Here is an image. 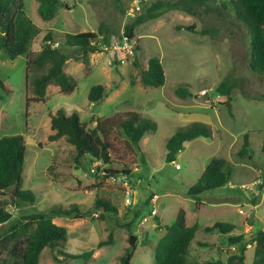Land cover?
<instances>
[{"label":"rangeland","instance_id":"rangeland-1","mask_svg":"<svg viewBox=\"0 0 264 264\" xmlns=\"http://www.w3.org/2000/svg\"><path fill=\"white\" fill-rule=\"evenodd\" d=\"M21 1L24 15L38 28L29 49L37 50L42 34L49 30L53 46L67 53L64 69L76 78V86L71 92L62 93L50 83L41 100H29L25 106V97L33 94L25 85L24 55L9 59L0 50V79L11 89H0V136L23 135L20 186L34 194L31 203L13 204L7 190L0 193V203L11 213L9 221L55 204L75 203L85 211L83 216L56 215L52 221L65 227L66 251H89L85 257L58 262L52 258L54 248L44 246L36 264H87L92 247L105 240L109 232L110 241L99 248V258L91 264H117V256L129 245L130 235H134L135 248L129 264H152L153 246L163 231L158 229L156 218L169 224L178 207L184 209L187 225L197 224L186 256L188 264L225 261L240 247V243L229 241L227 236L238 234L246 239L243 261L249 264L253 243L248 237L255 230L264 229V185L262 189L258 186L264 181V152L259 149L264 139V75L248 68L247 28L232 9L222 5L224 0L210 1V9L197 7L196 14L167 9L136 25L134 36L127 41L123 36L124 24L152 0L141 3L130 15H125L128 0H61L56 14L48 20L37 15L36 0ZM187 24L193 28L179 27ZM97 28L101 32L100 47L88 54L89 70L85 72L78 58L79 50L64 46L60 37L64 32ZM204 28L208 30L202 31ZM134 46L138 49L134 50ZM133 53L140 67L146 66L150 56L159 58L164 74L161 85L141 82L138 68L132 63ZM29 72L28 77L37 71L30 67ZM227 78L235 82L228 106L222 103L225 97L215 90L216 83ZM95 83L104 86V94L96 102L88 101V88ZM176 86L187 90L184 98L174 93ZM202 89L208 94L206 98L199 94ZM57 108L66 114L76 112L87 128L93 126L95 117L125 111L155 121V129L143 134L138 146L126 149L118 142L113 146L117 148L111 150L117 166L125 163L130 169L126 182L124 176H117L90 186L99 180L92 176L90 163L83 159L76 166L73 146L64 137L47 138L52 132L49 115ZM193 121L208 124L211 136L184 141L173 159L166 161L165 139L178 126ZM118 132L114 128L109 137L114 139L118 134L120 140L124 138ZM243 134L251 150L239 156L237 150ZM213 157L227 160L229 180L234 186L205 190L195 205L185 195L186 188ZM240 183L247 186L239 187ZM152 193L157 195L154 201L150 198ZM126 196L130 199L128 204ZM96 197L115 205V211L94 207ZM214 220L231 223L233 227L224 234L202 229ZM8 222L0 224V229ZM8 259L0 246V261Z\"/></svg>","mask_w":264,"mask_h":264},{"label":"trees","instance_id":"trees-1","mask_svg":"<svg viewBox=\"0 0 264 264\" xmlns=\"http://www.w3.org/2000/svg\"><path fill=\"white\" fill-rule=\"evenodd\" d=\"M122 3V0H114ZM213 0H152L145 8L136 14L123 26V36L128 41L134 36L133 29L142 21L154 18L167 9H180L189 14H196L197 7L210 9L209 2ZM61 0H36V13L42 20L51 19L57 12ZM223 6H229L234 16L243 22L248 32V68L257 75H264V0H224ZM192 29V24L183 26ZM208 29H202L207 31ZM38 32L36 25L24 15L21 0H0V50L7 58L12 59L16 55H24L25 85L33 95L25 97V106L29 100H41L47 86L52 83L62 93L71 92L76 86V78L64 69L68 58L67 53L53 46V35L46 30L40 39L39 48L30 50L31 39ZM100 29L64 32L60 39L64 46L74 47L79 50L78 58L83 64L84 71L88 72V54L99 49ZM138 49L137 46L133 47ZM133 66L138 68L139 78L145 85H161L164 80L163 67L159 58L150 56L146 60V66L140 67L137 55L133 53ZM36 69V73L30 75L29 68ZM234 81L230 78L219 80L215 85L217 94L225 98L222 103L229 105L231 89ZM26 88V87H25ZM0 89L6 88L4 81L0 79ZM174 93L181 98L187 95V90L181 86L174 88ZM104 94V86L95 83L88 88L86 98L96 102ZM156 123L151 118L140 115L134 111L114 113L109 116L95 117L93 126L85 127L79 120L76 112L66 114L63 109L57 108L49 115V128L52 130L47 138L52 140L58 137L64 139L73 146V161L76 166L86 159L91 166L92 176L98 178L91 187H96L102 180L124 176L127 179L129 167L122 163L117 166V158H113L111 150L120 142L122 148L131 149L138 146L143 134L153 131ZM118 129L124 138L115 140L109 137V133ZM117 132H115L116 134ZM210 126L203 122L193 121L186 125L178 126L165 139L164 159L170 161L173 155L183 147V142L197 136L210 137ZM260 151L264 152V139L259 145ZM251 149L248 147L246 134H243L241 146L237 150L239 156L246 155ZM25 141L22 134H10L0 136V193L10 191L16 183L15 190L9 193L13 204L19 202H33L34 194L28 188H21V172ZM227 160L219 157L211 158L199 173L196 181L186 188L185 195L190 196L194 204L200 200L201 192L209 189L225 186L229 180ZM264 181L258 185L262 189ZM94 207L104 211H115V205L101 197L94 199ZM85 211L79 210L75 203L69 206L55 204L45 210L31 211L12 221H9L11 213L0 203V224L8 222L5 228L0 229V246L6 251L9 259L1 260L8 264H36L40 250L44 246L54 248L52 258L60 262L66 258L87 256L89 251L78 253L63 250L66 240L65 227L52 221L56 215L67 217H81ZM157 224L159 223L156 218ZM164 233L158 237L153 246L152 264H188L186 256L190 240L197 228V224L185 223V213L182 207H178L174 220L169 224H163ZM233 225L220 220H214L208 225H203L204 231L216 230L220 234L227 233ZM110 232L105 240L96 242L97 246L110 241ZM231 242L240 243L239 251L227 256L225 261L215 259L209 264H244V249L246 239L243 234L227 236ZM248 240L252 241V258L249 264H264V229H257ZM146 241H143V243ZM135 245L126 246L117 256V264H129Z\"/></svg>","mask_w":264,"mask_h":264},{"label":"built area","instance_id":"built-area-1","mask_svg":"<svg viewBox=\"0 0 264 264\" xmlns=\"http://www.w3.org/2000/svg\"><path fill=\"white\" fill-rule=\"evenodd\" d=\"M144 1H147V0H128L127 6L125 7V15H130L133 12V10H135L136 8H138V6L141 3H143ZM114 46H116V45H114ZM204 93H206V92H204V89H202V90L199 91V94H202L203 95ZM225 185H227V187H233L234 186V184L230 180H228ZM238 186L239 187H246L247 184L240 183V184H238ZM128 193L129 192H127V189H126V195H128ZM155 197H156V194L153 193L150 198H151V200L152 199L154 200ZM125 202L127 204L130 203V199H128L127 196L125 198ZM154 211H155V209L152 208L151 209V212H154Z\"/></svg>","mask_w":264,"mask_h":264},{"label":"crops","instance_id":"crops-1","mask_svg":"<svg viewBox=\"0 0 264 264\" xmlns=\"http://www.w3.org/2000/svg\"><path fill=\"white\" fill-rule=\"evenodd\" d=\"M123 181H125L126 182V179L124 178L123 179ZM153 194V193H152ZM157 196V195H156ZM156 198V197H155ZM154 201V200H153ZM177 210V209H176ZM185 212V211H184ZM175 213H176V211H175ZM174 216H175V214H174ZM53 218V217H52ZM51 218V219H52ZM185 218H186V215H185ZM185 221H186V219H185ZM163 224H167L166 222H164V221H159V226H158V229H161V228H163V231L162 232H160V234H159V236H161L163 233H164V231H165V229H164V227H163ZM158 236V237H159ZM158 239V238H157ZM103 245V244H102ZM102 245H100V246H97V245H95L94 247H92L93 249L91 250V252H90V255H89V257H87V259H86V263L87 264H91V262L93 261L94 262V260H97L98 258H99V255H100V252H101V250L99 249ZM134 248H135V246H134ZM64 250H65V248H64ZM66 251V250H65ZM68 252V251H67ZM133 252H134V249H133ZM74 253H77V252H74ZM119 254V253H118ZM133 254V253H132ZM117 256V255H116ZM117 262H118V260H117ZM100 264V263H99Z\"/></svg>","mask_w":264,"mask_h":264},{"label":"water","instance_id":"water-1","mask_svg":"<svg viewBox=\"0 0 264 264\" xmlns=\"http://www.w3.org/2000/svg\"><path fill=\"white\" fill-rule=\"evenodd\" d=\"M208 96L207 93H204L203 94V97L206 98ZM15 187H16V183L13 184L12 188L10 189V192L12 193L14 190H15ZM133 239H134V235H130L129 236V245H132L133 244Z\"/></svg>","mask_w":264,"mask_h":264}]
</instances>
